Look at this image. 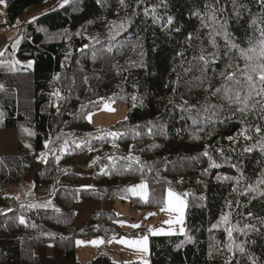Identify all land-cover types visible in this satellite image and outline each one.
I'll use <instances>...</instances> for the list:
<instances>
[{
    "label": "trees",
    "instance_id": "1",
    "mask_svg": "<svg viewBox=\"0 0 264 264\" xmlns=\"http://www.w3.org/2000/svg\"><path fill=\"white\" fill-rule=\"evenodd\" d=\"M48 1L6 0L0 31ZM212 9L231 43L246 48L259 38L261 0H67L1 49L0 129H15L18 144L16 155H0V264H58L54 250L60 242L120 235L113 210L95 211L76 228L74 206L124 198L138 181L147 184L148 197H132L135 207L159 204L169 187L187 193L184 233L151 237V264H252L249 257L264 264V184L243 194L264 178V151H244L264 138V113L260 104L240 113L212 95L229 62L243 66L237 50L204 27ZM201 54L210 61L206 67ZM15 59L32 67H12ZM107 99L128 107L127 118L109 129L120 134L115 137L87 121ZM245 129L250 140L240 134ZM43 152L47 158L32 180L45 196L18 202L8 187H19ZM85 155L92 184L81 188L71 160ZM129 156L139 163L122 159ZM213 162L219 166L210 167ZM249 224L254 229L232 237L244 253L235 244L228 251L225 229ZM68 251L61 264H77ZM91 264L109 260L99 256Z\"/></svg>",
    "mask_w": 264,
    "mask_h": 264
},
{
    "label": "rangeland",
    "instance_id": "2",
    "mask_svg": "<svg viewBox=\"0 0 264 264\" xmlns=\"http://www.w3.org/2000/svg\"><path fill=\"white\" fill-rule=\"evenodd\" d=\"M64 4H65V0H50L42 6H36L35 8L22 14L19 17V19L16 21L15 25L11 28V30L13 29L14 32H17L18 28L24 27L26 23L31 21L33 18L36 19L40 14H43L44 12L52 8H55L56 6L61 7ZM3 8L4 6L1 5V11L3 10ZM5 30H7V28H5ZM3 37L4 35L0 33V51L7 42V41L5 42V39ZM30 62L31 61H20L15 59L12 61V64H14L15 66H21L27 68V65ZM127 114H128V107L125 103L119 100L107 99L103 101V103H101V105L97 109L90 111L87 114V116L91 117V122H89L88 119L87 121L93 128L99 130L103 129L104 134H109L111 132L109 129L115 124L124 121L127 118ZM6 144H7V148H5ZM17 144H18L17 133L15 130L4 129L0 131V155L1 153H9L10 150L15 152V150H17L16 149ZM45 159H46V153L44 152L39 157L37 164L35 165V168L38 167L39 164L41 165L42 163H44ZM71 161L76 166L75 171L82 175L78 183L79 186H83L82 184H85L87 182L86 180H83V178L86 177L85 175L91 172L93 173V166H91L88 163L89 156L88 155L78 156L72 158ZM91 180H92V175H91ZM142 183L145 182L143 181L134 182L130 185L129 189L138 186ZM2 188L7 189L6 187H2ZM28 188H29V183H26L23 180L19 187L9 186L8 190L11 193L15 194L16 196H23L25 192H27ZM52 191L53 190H51V192ZM166 193L164 198L161 199L159 204L152 206H145V207H135L131 204L132 197L141 198L140 195L133 194V192L131 191H129L124 198L116 197L113 199V201L97 200V201L111 202V207L109 209L98 210V211L114 210L116 216L120 218L119 220L120 235L108 239L100 235H94L87 238H76V239L68 240L67 242H62V245L63 244L70 245L66 247V249L70 247L74 261H76L77 264H91L92 261L99 256H106L109 260V264H132V263L151 264L150 248H149V242L151 237L175 236V235H182L184 233V231L181 232L180 229L181 228L184 229L185 213L187 207L183 211L182 222H177L180 219V213L175 211L169 212V211L161 210V208L163 207L164 200L166 199ZM37 196L43 197L45 196V194H43V191H38ZM183 198L185 199L187 205V196ZM88 202H93V201L82 202V204ZM94 212L95 211H93L91 214H93ZM86 219L83 221V223L86 221ZM168 221H171V223H168ZM83 223L81 225H83ZM132 225H139V227H132ZM135 233H140L141 236L139 237L137 235H134ZM145 237L147 238V242H146L147 251H141L139 250L138 246L131 245L130 243H125V241L130 242L133 240H143ZM77 241H81L83 243L77 244ZM92 241H103V243H100L98 245H93L91 243ZM60 249L61 247L59 246L58 249L56 248L54 251L57 252L58 259L60 258L59 262L61 264L65 262V260L62 258L61 251L63 250ZM52 252H53L52 245H48L47 253L51 254Z\"/></svg>",
    "mask_w": 264,
    "mask_h": 264
},
{
    "label": "snow or ice",
    "instance_id": "3",
    "mask_svg": "<svg viewBox=\"0 0 264 264\" xmlns=\"http://www.w3.org/2000/svg\"><path fill=\"white\" fill-rule=\"evenodd\" d=\"M67 0H65V3ZM121 3H123V0H121ZM261 3L264 4V0H261ZM0 5H3L4 7H7L6 0H0ZM153 15H155V8L152 9ZM216 10L212 9L211 15L207 18V23H204V27L208 28L209 35L210 36H223L226 43L229 44L230 48L237 50V60L243 61V66L239 63H233L229 62L226 65V68L224 71L220 72V77L223 80V83L220 87L215 89V92L212 93L213 96L219 95L229 106H235V111H238L240 113H245L246 110L254 109L256 104L261 105V112L264 113V26L259 27L257 30L259 32V38L258 39H250L248 46L240 47V45L236 43H231L229 41L228 34L225 30L224 23H221L217 20L215 15ZM148 13V9H145V14ZM2 14V13H0ZM239 15V13H237ZM35 19V18H33ZM31 22V21H30ZM19 23V22H18ZM167 23L171 25L173 23V20L171 17L168 18ZM252 24H257V21L253 20ZM123 27V25H121ZM189 40L192 39L191 35L188 37ZM18 44L19 41H16ZM213 47H216V41L213 38L212 40ZM15 46V45H14ZM6 51V49H5ZM4 56V51H0V57ZM199 59L204 62L205 67L210 63L208 58L201 54L199 56ZM216 59V54H212V60L211 63H214ZM18 63V62H17ZM2 66V65H0ZM12 67L15 65L12 64ZM32 63L30 62L27 65V68H31ZM231 69V71H229ZM204 69H202L203 71ZM0 90H3V85H0ZM259 97V99H256ZM254 101V102H253ZM251 102V103H250ZM215 107V106H213ZM207 111V109H205ZM213 117H216V113H213L212 117H208V119H212ZM230 117H226L228 119ZM264 119V115L261 117ZM87 119L89 122H91V117L87 116ZM196 123V121H193ZM220 123H223V120L219 121ZM247 129L242 131L240 134L244 136L245 140H250L251 137L248 135H245V132ZM255 131L257 134L260 133L261 129L259 126L255 128ZM149 132H151V129H149ZM31 134V133H30ZM109 135L115 137L117 135H120L118 133H109ZM229 139H232L231 137ZM45 147H48V144H45ZM76 147H81V143H76ZM259 147L261 151H264V138H262L261 141H257L256 144H253L250 147H245V152H251L253 148ZM91 151V149H89ZM207 155V153H205ZM43 158V157H42ZM57 158V162H58ZM122 159H128V160H135L136 163H139V157H125ZM219 165L215 164L214 162L210 164V167H218ZM239 183V181H237ZM264 184V178L257 180L255 184H250L248 186V189L245 193L247 194L248 191L255 192L257 191V187L259 185ZM139 190V191H138ZM129 191L133 192V194H138L147 202V184L142 183L138 186H135ZM261 196H264V191L260 192ZM187 196V193H177L174 191L171 187L167 189L166 193V199L164 200L163 207L161 208L162 211H175L180 213V219L177 222H182V216L183 211L187 207L185 199L183 197ZM23 206V205H22ZM29 207H36L35 205H29ZM59 211V209H56ZM11 211V210H9ZM222 220L225 223H228V217H222ZM20 224H25V220L23 217L19 219ZM168 223H171V221H168ZM34 226V225H33ZM132 227H139V225H132ZM215 227V226H214ZM254 225H245L244 228H239L236 225H231L225 229L227 233V237L229 239V244L227 245L228 251L233 250V244H235V241L233 240V232H240L244 233L245 229L252 230L254 229ZM152 231V230H150ZM181 232L184 231L183 228L180 229ZM146 242L147 238L145 237L143 240H133V241H125V243H130L131 245L138 246L139 250L141 251H147L146 248ZM83 242L77 241V244H81ZM93 245H98L100 243H103V241H92ZM235 248L238 252L244 253L245 249L240 244H235ZM211 256V253L209 254ZM249 259L252 260V264H256L255 259L249 257Z\"/></svg>",
    "mask_w": 264,
    "mask_h": 264
},
{
    "label": "crops",
    "instance_id": "4",
    "mask_svg": "<svg viewBox=\"0 0 264 264\" xmlns=\"http://www.w3.org/2000/svg\"><path fill=\"white\" fill-rule=\"evenodd\" d=\"M33 9V8H32ZM2 35H4V39H5V42L8 41L9 39H11L14 35H16L14 32V30L12 29H7L5 31H2L0 32ZM12 130V129H10ZM1 131V130H0ZM10 146V145H9ZM5 148H7V144L5 145ZM17 149V147H16ZM14 151L10 150L9 153H1V155H14L16 154L17 150H15V152L13 153ZM40 164L38 165V167L35 168V170H33V173L36 172L39 168H40ZM81 175V174H80ZM91 175H92V172L89 173V174H86L83 178V180H86L87 182L85 184H82L83 186L81 187H84V188H87L89 187L92 183H91ZM82 176V175H81ZM31 178H32V174H29L25 177L24 181L26 183H30L31 182ZM82 206V207H80ZM111 207V202H106V201H93V202H88V203H78L75 205V210H76V221H75V226L77 228H79L81 226V224L83 223V221L93 212V211H98V210H107ZM134 235H138L137 234H134ZM57 248L60 246L61 249L60 250H63L61 251L62 254H64V252H67L68 250H70V247L68 249H66V247L70 246L69 244H63L62 243H59L58 245H56ZM58 255V254H57ZM62 258H63V255H62ZM60 259V258H59ZM59 259H57L58 261V264H60L59 262ZM64 259V258H63Z\"/></svg>",
    "mask_w": 264,
    "mask_h": 264
},
{
    "label": "clouds",
    "instance_id": "5",
    "mask_svg": "<svg viewBox=\"0 0 264 264\" xmlns=\"http://www.w3.org/2000/svg\"><path fill=\"white\" fill-rule=\"evenodd\" d=\"M34 8H35V7H34ZM40 15H41V14H40ZM37 18H38V17H37ZM18 19H19V18H18ZM18 19H17V20H18ZM17 20H16V21H17ZM35 20H36V19H32L31 22L29 21L28 23H26V25L29 24V23L34 22ZM16 21H15V23H16ZM15 23L13 24V26L15 25ZM26 25H25V26H26ZM13 26H11V27H6V28H7V29H11ZM25 26H24V27H25ZM22 28H23V27H22ZM22 28H18L17 30L20 31ZM3 30H5V29H3ZM3 30H1L0 32H2ZM18 31H17V32H18ZM17 32L15 33L16 35H17ZM16 35H14L11 39H13ZM11 39H9V40L6 42V44H7ZM6 44H5V45H6ZM5 45H4V46H5ZM4 46H3V47H4ZM3 47H2V48H3ZM0 130H4V129H0ZM12 130H15V129H12ZM15 131H16V130H15ZM16 133H17V132H16ZM43 153H44V152H43ZM43 153H42V154H43ZM45 153H46V158H47V152H45ZM14 155H15V154H14ZM1 156H10V155H1ZM40 156H41V155H40ZM40 156H39V157H40ZM75 157H78V156H74L73 158H75ZM45 160H46V159H45ZM36 164H37V163H36ZM43 164H44V163L41 164L40 168L42 167ZM40 168H39V169H40ZM39 169H38V170H39ZM33 170H35V167H34ZM38 170H37V171H38ZM37 171H36V172H37ZM34 173H35V172H34ZM34 173H33V171H32V173H30V174H34ZM76 173H77V172H76ZM77 174L81 177V175H80L79 173H77ZM27 175H29V174H27ZM27 175H26V176H27ZM26 176H25V177H26ZM32 178H33V176H32ZM32 178H31V182L29 183V188H28L27 192H25V194H24L23 196H19V200H18V202H34V201H36V200L39 198V197L37 196L38 191L35 189V186H34V183H33ZM24 179H25V178H23V180H24ZM79 179H80V178H79ZM78 181H79V180H78ZM80 187H81V186H80ZM81 188H84V187H81ZM87 188H88V187H87ZM43 197H44V196H43ZM43 197H40V198H43ZM77 204H78V203H77ZM79 204H80V203H79ZM75 205H76V204H75ZM16 206H17V203H13V204L11 205V209L15 208ZM75 211H76V210H75ZM113 211H114V210H113ZM75 218H76V217H75ZM81 226H82V225H81ZM81 226H80V227H81ZM80 227H79V228H80ZM135 234H137V233H135ZM137 236L140 237L141 234L138 233ZM64 242H67V241H64ZM60 243H62V242H60ZM56 247H57V246H56ZM62 255H63V254H62Z\"/></svg>",
    "mask_w": 264,
    "mask_h": 264
}]
</instances>
